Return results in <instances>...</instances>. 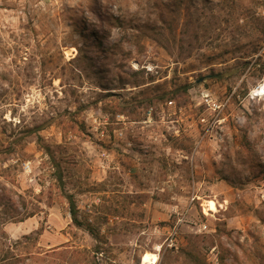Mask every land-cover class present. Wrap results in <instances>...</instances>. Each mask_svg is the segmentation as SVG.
<instances>
[{
	"label": "rangeland",
	"instance_id": "obj_1",
	"mask_svg": "<svg viewBox=\"0 0 264 264\" xmlns=\"http://www.w3.org/2000/svg\"><path fill=\"white\" fill-rule=\"evenodd\" d=\"M263 82L264 0H0V264H264Z\"/></svg>",
	"mask_w": 264,
	"mask_h": 264
},
{
	"label": "trees",
	"instance_id": "obj_2",
	"mask_svg": "<svg viewBox=\"0 0 264 264\" xmlns=\"http://www.w3.org/2000/svg\"><path fill=\"white\" fill-rule=\"evenodd\" d=\"M60 175H61L60 170L57 167L56 168V176L59 178ZM65 196H66V200L68 202V211H69V214H70V218H71L72 223H74L78 227H82V228L86 229L92 235V237L97 240L98 239L97 232H95L92 229V227L90 226L89 223L84 222L82 219L79 218V216H78L79 208L76 205V203L74 202L71 194L70 193H67ZM95 249H96V251H98V246H95ZM1 260L2 259L0 258V261ZM95 264H103V263L95 262ZM105 264H108V263H105Z\"/></svg>",
	"mask_w": 264,
	"mask_h": 264
},
{
	"label": "built area",
	"instance_id": "obj_3",
	"mask_svg": "<svg viewBox=\"0 0 264 264\" xmlns=\"http://www.w3.org/2000/svg\"><path fill=\"white\" fill-rule=\"evenodd\" d=\"M171 102V101H170ZM221 106V104H216L214 105V109H219ZM101 121L97 120L96 118L93 119V129L96 132V134H98L100 137H105V138H109L110 134L107 132V130L104 128V126H101ZM104 125V124H102ZM103 127V128H102ZM117 135H121V132L118 131ZM25 167H27V164H24ZM205 227V225H204ZM175 234H176V230L175 227L172 229V231L170 232L169 238H167V242L166 245L167 246H172L175 244Z\"/></svg>",
	"mask_w": 264,
	"mask_h": 264
},
{
	"label": "bare ground",
	"instance_id": "obj_4",
	"mask_svg": "<svg viewBox=\"0 0 264 264\" xmlns=\"http://www.w3.org/2000/svg\"><path fill=\"white\" fill-rule=\"evenodd\" d=\"M254 92L257 94L264 95V82L261 83L257 88H255ZM204 206L207 207V210L210 211H215L217 207L214 200L212 199L205 200Z\"/></svg>",
	"mask_w": 264,
	"mask_h": 264
}]
</instances>
